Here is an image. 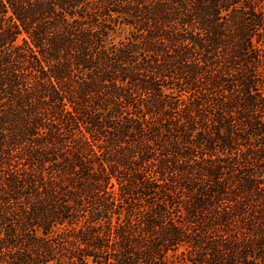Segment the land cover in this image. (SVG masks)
Instances as JSON below:
<instances>
[{
    "label": "trees",
    "instance_id": "1",
    "mask_svg": "<svg viewBox=\"0 0 264 264\" xmlns=\"http://www.w3.org/2000/svg\"><path fill=\"white\" fill-rule=\"evenodd\" d=\"M0 264H264V0H0Z\"/></svg>",
    "mask_w": 264,
    "mask_h": 264
}]
</instances>
